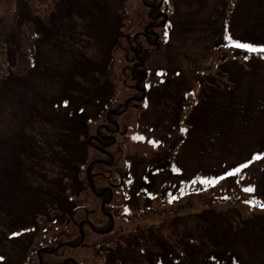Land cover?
I'll list each match as a JSON object with an SVG mask.
<instances>
[{
    "label": "rangeland",
    "instance_id": "1",
    "mask_svg": "<svg viewBox=\"0 0 264 264\" xmlns=\"http://www.w3.org/2000/svg\"><path fill=\"white\" fill-rule=\"evenodd\" d=\"M152 3L0 0V18L17 11L0 81V264H264V52L234 47L264 48V0H166V39ZM22 20L36 58L18 70ZM85 151L68 190V154ZM166 187L172 198H152ZM71 194L82 211H50Z\"/></svg>",
    "mask_w": 264,
    "mask_h": 264
},
{
    "label": "trees",
    "instance_id": "2",
    "mask_svg": "<svg viewBox=\"0 0 264 264\" xmlns=\"http://www.w3.org/2000/svg\"><path fill=\"white\" fill-rule=\"evenodd\" d=\"M6 2H8L10 4V8L13 9L14 5L17 4L18 0H4ZM28 4V6L30 7L31 10L33 11H40L42 10L43 13H47L49 11H52L56 5L58 3L61 2V0H25ZM161 1V2H160ZM160 2V3H159ZM163 4V0H157V5L156 6H162ZM158 6V7H159ZM53 8V9H52ZM52 9V10H51ZM16 15H17V11H15L13 13V11L9 12V13H4L2 15V17L0 18V81L5 80L11 71V61H10V56H11V51H10V47H9V43L10 40L14 37V28L16 27ZM20 25H21V31L19 32V36H18V45H17V57H21L23 58V63L21 64H17L16 68L18 70H21L22 67L24 69H29L32 64L35 61L36 58V32H35V27L33 28V25L31 24L30 21H25L22 20L20 21ZM132 38V37H131ZM129 37L130 42L133 43H137V41H133L132 38L131 39ZM132 40V41H131ZM254 43V42H251ZM227 46V43L224 41H218L215 46H213V48L217 49L219 51V49H225L224 46ZM243 52V51H241ZM8 57V58H7ZM21 58H19L21 60ZM132 58V56L130 57ZM135 60H137L135 58V56L132 58V62H134ZM223 57L217 56L215 58V61L213 62V64L211 66H209V69H211L214 66H218V62L222 61ZM131 61V60H130ZM128 70V65H127V69ZM143 99V98H142ZM106 107H103L102 111L105 112ZM86 143V142H85ZM87 146V143H86ZM86 152L84 154V158L83 155L81 156V159L76 158L71 154H68L69 159H67V167L64 166L63 167V173L64 175L67 173L68 179L70 184L66 187V189L70 190L74 187V183L73 180H71V174L73 172H75L73 170L74 167H72V163L73 161H80L81 163H83L86 159ZM84 153V152H83ZM67 168V169H66ZM80 170V167L78 168V166H76V173H78V171ZM83 170V169H82ZM81 170V171H82ZM59 177H62V173L59 172ZM64 177V176H63ZM62 181V180H61ZM142 185H146L143 184ZM142 188V186H141ZM49 195H50V189H48ZM160 194L162 195V192L160 191ZM54 195V194H51ZM105 198H108V196H106ZM159 199L160 196L155 197V199ZM67 201V203H66ZM75 198L74 196L68 195L67 199L63 202L58 196L54 197L53 201L50 202V211L54 208H60L63 206H66L67 208L70 209V207H72L71 211H82V209L84 208V206L82 207L81 205L75 204Z\"/></svg>",
    "mask_w": 264,
    "mask_h": 264
},
{
    "label": "snow or ice",
    "instance_id": "3",
    "mask_svg": "<svg viewBox=\"0 0 264 264\" xmlns=\"http://www.w3.org/2000/svg\"><path fill=\"white\" fill-rule=\"evenodd\" d=\"M234 47H237V48H242V49H246L250 52H264V48H255L251 45H248V44H240V43H236L234 45ZM142 139V138H141ZM260 157H257V159H259ZM231 174V173H230ZM246 191H253V189L249 188V189H246Z\"/></svg>",
    "mask_w": 264,
    "mask_h": 264
},
{
    "label": "flooded vegetation",
    "instance_id": "4",
    "mask_svg": "<svg viewBox=\"0 0 264 264\" xmlns=\"http://www.w3.org/2000/svg\"><path fill=\"white\" fill-rule=\"evenodd\" d=\"M147 6H149V7H150V11H151L150 13L152 14V17H154V15H155V14H153V13H154V12H155V10H156V9H158V8H160V11H159V13H162V12H164V11H163V9H161V7H160L159 5H158V6H159V7H158V6H156V4H153V3H152V4H148ZM159 17H160V20H161V21H162V23H163V22H164V19H165V17H164V16H162V15H160ZM162 23H161V24H162ZM144 91H145V88H144V83H143V84H142V93H143V95H144ZM143 95H142V96H143Z\"/></svg>",
    "mask_w": 264,
    "mask_h": 264
},
{
    "label": "water",
    "instance_id": "5",
    "mask_svg": "<svg viewBox=\"0 0 264 264\" xmlns=\"http://www.w3.org/2000/svg\"><path fill=\"white\" fill-rule=\"evenodd\" d=\"M110 230H111V228L109 230H107V232L110 231Z\"/></svg>",
    "mask_w": 264,
    "mask_h": 264
}]
</instances>
